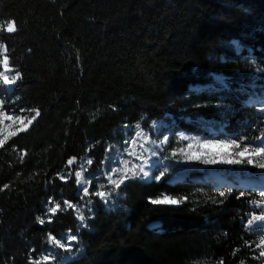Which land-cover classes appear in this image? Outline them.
I'll return each mask as SVG.
<instances>
[{
    "label": "trees",
    "instance_id": "1",
    "mask_svg": "<svg viewBox=\"0 0 264 264\" xmlns=\"http://www.w3.org/2000/svg\"><path fill=\"white\" fill-rule=\"evenodd\" d=\"M0 43L15 105L40 111L0 146V264H29L68 231L82 252L63 264H264L246 189L128 179L117 209L93 197L83 229L71 207L74 162L99 171L123 126L168 119L171 133L259 141L247 96L264 75V0H0ZM161 196L179 203H151ZM47 200L58 207L45 217Z\"/></svg>",
    "mask_w": 264,
    "mask_h": 264
},
{
    "label": "rangeland",
    "instance_id": "2",
    "mask_svg": "<svg viewBox=\"0 0 264 264\" xmlns=\"http://www.w3.org/2000/svg\"><path fill=\"white\" fill-rule=\"evenodd\" d=\"M5 29L12 31L10 24ZM5 59L8 61L5 47L0 43V101H3L0 103V146L12 136L26 130L36 116V111L20 109L15 105L11 93L17 73L9 65V61L8 70L5 71ZM5 75L15 82L5 85L3 83ZM259 77L262 82L256 87L260 90L248 94L247 102L250 101V103L247 104L256 106V109L264 115V75ZM197 87L194 86V88ZM7 116H11L13 119L6 120ZM171 125V120L161 119L151 122L147 128L141 122L132 127H121L122 142L105 144V156L99 171H89L90 159L87 156L74 162L75 178L81 200L75 205H67L71 206L75 213L77 228H86L87 220L94 207L93 197H97L107 210H114L120 206L122 196L118 193L117 183L121 186L128 179L148 181L153 177L155 179L168 177L172 181L203 179L219 189L233 186L249 190L257 195L258 214L251 217V225L260 238V249L264 252V245L261 244V241H264V219H261L264 217V193L260 191V186L264 185V177L257 175V173L264 172V155H254L259 147H264V143H261L264 141V134L255 144L238 143L227 136L220 135L221 129H210L209 133L212 134V137L206 139L181 131L171 133ZM233 141L239 147L230 151L238 153L247 147L249 149L248 158L252 159L253 163L248 164L245 159L243 163L236 165H210L203 162L204 158L192 159V153L206 151L201 147L202 144L232 143ZM175 146L177 147L175 149L169 148ZM225 158H228L227 155ZM233 158L240 159L238 155ZM109 168L112 171H109ZM145 172L148 173L147 178H145ZM193 173L200 174V176H193ZM121 178H123V183H121ZM85 188L87 195L84 191ZM93 190L94 193L91 194L90 191ZM97 192H104V197L97 196ZM164 197L161 196L158 200H162ZM57 207L56 203L47 200L44 203L45 217L52 215V209H57ZM81 252L82 246L77 235L68 231L58 239L54 238L50 247L43 249L37 256L31 257L29 264H63L77 257ZM46 256L47 260H45Z\"/></svg>",
    "mask_w": 264,
    "mask_h": 264
},
{
    "label": "snow or ice",
    "instance_id": "3",
    "mask_svg": "<svg viewBox=\"0 0 264 264\" xmlns=\"http://www.w3.org/2000/svg\"><path fill=\"white\" fill-rule=\"evenodd\" d=\"M231 46H233L235 48V51L237 54L241 53L245 46L242 45V43L238 40H233L230 42ZM4 66H5V71L8 70V61L7 59L4 60ZM16 78H19V73H17ZM15 81L14 80H10L8 78V76H3V83L5 85H11L13 84ZM220 88L222 90H228L230 88V85L228 84V82L226 80L221 81L220 82ZM3 101H0V103H2ZM247 103H250L247 102ZM36 117L40 116V111L37 110L35 113ZM6 120H11L13 119V117L11 116H7L5 117ZM29 123H31V121H29ZM261 143H264V141H261ZM191 147V145H190ZM201 147L203 149H205L206 151L204 152H197V153H192V159L195 160H200L201 158L203 159V162L206 164H210V165H216V164H227V165H236V164H241L244 162L245 159H247V163L251 164L253 163L252 159L248 158L249 155V149L247 147H245L242 151H239L238 153H233L232 151H230L233 148H237L239 147V145H237L235 143V141H233L232 143H205L202 144ZM227 155L228 158H225V156ZM238 155L240 157V159H236L233 158L234 156ZM254 155L256 156H262L264 155V147H259L258 151H256L254 153ZM109 171H112L111 168L108 169ZM141 171H143V168H141ZM145 178L148 177V173L145 172L144 173ZM257 175L264 177V172L261 173H257ZM109 179H111V177H109ZM121 183H123V178H121ZM116 187L119 188L120 184L117 183ZM85 194L87 195V189H84ZM260 191L262 193H264V185L260 186ZM223 194V193H221ZM97 196L103 198L105 193L104 192H97L96 193ZM151 203L153 204H170V205H177L179 203V201L175 200V199H171L169 196H165L162 200H156L153 199L151 200ZM52 212L55 213L56 212V208L52 209ZM261 219H264V217H261ZM43 223V221L41 220V224ZM157 227V226H154ZM261 244L264 245V241H261ZM52 255H55V253H52ZM261 255H264V252L261 253ZM48 257H45V260H47Z\"/></svg>",
    "mask_w": 264,
    "mask_h": 264
},
{
    "label": "water",
    "instance_id": "4",
    "mask_svg": "<svg viewBox=\"0 0 264 264\" xmlns=\"http://www.w3.org/2000/svg\"><path fill=\"white\" fill-rule=\"evenodd\" d=\"M11 29L13 30V26H12V23H10V30H11Z\"/></svg>",
    "mask_w": 264,
    "mask_h": 264
},
{
    "label": "bare ground",
    "instance_id": "5",
    "mask_svg": "<svg viewBox=\"0 0 264 264\" xmlns=\"http://www.w3.org/2000/svg\"><path fill=\"white\" fill-rule=\"evenodd\" d=\"M184 136H186V135H184ZM186 137H189V136H186Z\"/></svg>",
    "mask_w": 264,
    "mask_h": 264
}]
</instances>
